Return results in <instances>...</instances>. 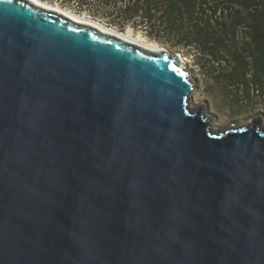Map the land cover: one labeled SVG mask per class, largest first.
I'll return each instance as SVG.
<instances>
[{"label": "water", "instance_id": "water-1", "mask_svg": "<svg viewBox=\"0 0 264 264\" xmlns=\"http://www.w3.org/2000/svg\"><path fill=\"white\" fill-rule=\"evenodd\" d=\"M179 55L0 0V264H264V128L216 129Z\"/></svg>", "mask_w": 264, "mask_h": 264}, {"label": "trees", "instance_id": "trees-1", "mask_svg": "<svg viewBox=\"0 0 264 264\" xmlns=\"http://www.w3.org/2000/svg\"><path fill=\"white\" fill-rule=\"evenodd\" d=\"M78 12L177 38L205 61L225 62L232 76L249 78L264 93V0H68ZM204 64V63H203ZM251 69L253 75L250 74Z\"/></svg>", "mask_w": 264, "mask_h": 264}, {"label": "rangeland", "instance_id": "rangeland-1", "mask_svg": "<svg viewBox=\"0 0 264 264\" xmlns=\"http://www.w3.org/2000/svg\"><path fill=\"white\" fill-rule=\"evenodd\" d=\"M49 6L59 7L64 11L79 17L109 27L115 31L125 33L131 40L143 42L146 45L158 46L160 49L179 55L189 72V78L194 83L195 89L191 93V107H203L207 114L213 118L216 129H228L231 125H240L255 119L264 123V93L258 82L253 83L249 78V87L244 85L240 75L232 76L231 66L225 62L205 61L206 57L193 49L177 46V38L160 33H151L143 25L133 26L126 24L121 29L111 24L112 19L96 17L90 12H78L76 2L68 0H41ZM204 63V64H203ZM250 74L253 75L251 69Z\"/></svg>", "mask_w": 264, "mask_h": 264}, {"label": "bare ground", "instance_id": "bare-ground-1", "mask_svg": "<svg viewBox=\"0 0 264 264\" xmlns=\"http://www.w3.org/2000/svg\"><path fill=\"white\" fill-rule=\"evenodd\" d=\"M39 4H41V5H44V6H47V7H51V6H49L46 2H44V1H41V0H36ZM58 9H59V7H57ZM61 9V8H60ZM66 14H68L69 16H71V17H73V18H75V19H77V20H79V21H86L85 19H83V18H81V17H79L78 15H75V14H72V13H70V12H67V11H64ZM95 24H96V22H94ZM99 28H101V29H103V30H105V31H108V32H112L113 34H117V35H120L121 37H124V38H127L128 39V41H131V42H135V43H138V44H141V45H144V47H148V48H152V49H158L159 47L158 46H150V45H146V44H144L143 42H139V41H136V40H131L125 33H122V32H118V31H115V30H113L112 28H109V27H107V28H105V26L103 27V25H100V24H96ZM252 123V121H249V122H246V123H242V124H240V125H231V126H229V128L228 129H231V128H233V127H246V126H248L249 124H251ZM212 127L213 128H215L214 126H213V124H212ZM261 127L262 128H264V123H262L261 124Z\"/></svg>", "mask_w": 264, "mask_h": 264}, {"label": "snow or ice", "instance_id": "snow-or-ice-1", "mask_svg": "<svg viewBox=\"0 0 264 264\" xmlns=\"http://www.w3.org/2000/svg\"><path fill=\"white\" fill-rule=\"evenodd\" d=\"M9 2H11V0H9Z\"/></svg>", "mask_w": 264, "mask_h": 264}]
</instances>
